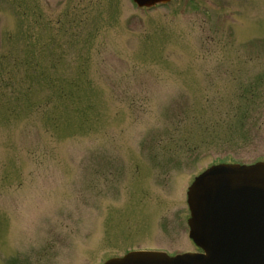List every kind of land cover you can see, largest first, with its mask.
Listing matches in <instances>:
<instances>
[{"label":"rangeland","instance_id":"obj_1","mask_svg":"<svg viewBox=\"0 0 264 264\" xmlns=\"http://www.w3.org/2000/svg\"><path fill=\"white\" fill-rule=\"evenodd\" d=\"M264 161V0H0V264L197 251L187 191Z\"/></svg>","mask_w":264,"mask_h":264},{"label":"water","instance_id":"obj_2","mask_svg":"<svg viewBox=\"0 0 264 264\" xmlns=\"http://www.w3.org/2000/svg\"><path fill=\"white\" fill-rule=\"evenodd\" d=\"M151 7L170 0H134ZM190 237L202 252L132 251L105 264H264V161L218 164L188 190Z\"/></svg>","mask_w":264,"mask_h":264}]
</instances>
